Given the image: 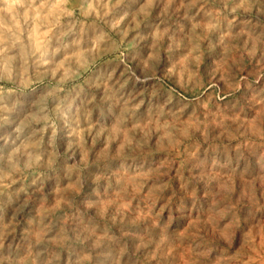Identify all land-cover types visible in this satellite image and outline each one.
Listing matches in <instances>:
<instances>
[{
	"label": "clouds",
	"instance_id": "9594fccd",
	"mask_svg": "<svg viewBox=\"0 0 264 264\" xmlns=\"http://www.w3.org/2000/svg\"><path fill=\"white\" fill-rule=\"evenodd\" d=\"M0 264H264V0H0Z\"/></svg>",
	"mask_w": 264,
	"mask_h": 264
}]
</instances>
